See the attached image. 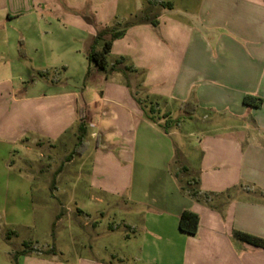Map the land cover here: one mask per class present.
Wrapping results in <instances>:
<instances>
[{
	"label": "crops",
	"instance_id": "0c3cea01",
	"mask_svg": "<svg viewBox=\"0 0 264 264\" xmlns=\"http://www.w3.org/2000/svg\"><path fill=\"white\" fill-rule=\"evenodd\" d=\"M152 3L139 23L121 0H0V179L27 199L33 180L15 155L31 165L38 147L48 169L72 143L68 161L88 167L89 190L132 203L121 214L136 264H264V247L238 234L264 239V101L244 102L264 100V0ZM127 22L106 75L89 45ZM59 66L81 76L23 85ZM184 210L200 215L196 234L180 229ZM72 264L109 263L80 254Z\"/></svg>",
	"mask_w": 264,
	"mask_h": 264
},
{
	"label": "rangeland",
	"instance_id": "374dc122",
	"mask_svg": "<svg viewBox=\"0 0 264 264\" xmlns=\"http://www.w3.org/2000/svg\"><path fill=\"white\" fill-rule=\"evenodd\" d=\"M152 1L121 0V9L129 4L136 12L134 15H140L144 12L142 6ZM157 1L166 4L167 0ZM83 53L82 57L86 58L85 48ZM88 73L89 69L85 76ZM26 75L23 85L28 87L36 85L34 78L52 83L65 80L67 76L79 78L81 73L66 72L59 66ZM84 80L81 81L83 88ZM176 140L178 144V138ZM180 145L187 146V143L180 142ZM72 147V143L59 146L53 166L48 169L39 159L38 147L29 153L35 156L31 165L24 160L23 152L15 155L14 168L33 180L27 199L19 193L22 184L10 185L0 179V264H72L80 254L102 258L109 264H136L126 252L125 236L129 229L121 214L132 203L125 198L100 199L98 193L90 191L88 167L79 170V156L68 161ZM0 172L5 176V169L1 168ZM9 187L14 189L11 194L7 193ZM80 208L90 215L81 214ZM24 249L30 251L28 261L24 258L26 253H21Z\"/></svg>",
	"mask_w": 264,
	"mask_h": 264
},
{
	"label": "trees",
	"instance_id": "16d2710c",
	"mask_svg": "<svg viewBox=\"0 0 264 264\" xmlns=\"http://www.w3.org/2000/svg\"><path fill=\"white\" fill-rule=\"evenodd\" d=\"M153 9V3L150 2L149 6L144 10V12L140 15H137L135 17L134 22H144L148 19L150 16V12ZM131 22H127L124 24L123 29H117L115 26H105L101 29H99L96 33V35L93 37L89 48L87 57L89 61H93L97 64L99 70L104 72L106 75L111 73L115 70L114 66L109 65V54L113 45L114 39L121 37L125 33V27L129 26ZM101 39H105L104 46L102 48H98V43ZM263 98L259 97L257 95L247 94L244 97V102L247 105L252 106H259L263 104ZM148 116L150 119L154 120L155 117L152 115L151 112L148 113ZM80 143L79 148L75 149V152H79L81 148H84L86 146L84 139V134L86 132V123L84 119L82 118L80 127ZM199 224H200V215L192 210H184L180 216L179 219V227L181 230L188 232L190 234H196L199 230ZM240 237L248 241L250 243H253L257 246H263L264 247V239L255 237L253 235L247 234V233H238ZM29 250L24 249L21 251L22 254L27 253Z\"/></svg>",
	"mask_w": 264,
	"mask_h": 264
}]
</instances>
